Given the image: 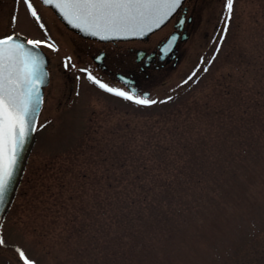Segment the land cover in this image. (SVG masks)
Wrapping results in <instances>:
<instances>
[{
  "label": "rangeland",
  "instance_id": "rangeland-1",
  "mask_svg": "<svg viewBox=\"0 0 264 264\" xmlns=\"http://www.w3.org/2000/svg\"><path fill=\"white\" fill-rule=\"evenodd\" d=\"M31 3L39 21L0 0V36L44 42L50 70L0 264H22L17 249L34 264H264V0H234L230 21L226 0H202L149 105L89 80L118 90Z\"/></svg>",
  "mask_w": 264,
  "mask_h": 264
},
{
  "label": "snow or ice",
  "instance_id": "snow-or-ice-1",
  "mask_svg": "<svg viewBox=\"0 0 264 264\" xmlns=\"http://www.w3.org/2000/svg\"><path fill=\"white\" fill-rule=\"evenodd\" d=\"M51 3V0H45ZM182 0H59L55 7L75 27L102 39L120 35H142L159 28L181 6ZM234 0H226L230 21ZM31 15L40 17L31 0H25ZM43 27V25H41ZM175 38H173L174 40ZM17 35L0 37V204L4 203L20 152L29 131L35 130L33 104L39 103V87L42 83L44 60L39 49L40 40H27L31 48L18 42ZM54 48L52 44H46ZM171 47V45H169ZM168 49H165L166 52ZM68 62H65V67ZM81 71L87 72L86 69ZM87 78L101 89L138 105L156 103L154 100L136 98L135 94L118 91L96 79L91 73ZM0 234V246L5 244ZM22 264H34L24 251L17 249Z\"/></svg>",
  "mask_w": 264,
  "mask_h": 264
},
{
  "label": "flooded vegetation",
  "instance_id": "flooded-vegetation-1",
  "mask_svg": "<svg viewBox=\"0 0 264 264\" xmlns=\"http://www.w3.org/2000/svg\"><path fill=\"white\" fill-rule=\"evenodd\" d=\"M202 0H185L173 17L147 38L128 40H99L84 37L71 30V51L78 63L100 74L109 83L135 94L136 98L150 97L153 85L162 79V73L177 64L182 46L196 29L195 12H201ZM167 28L165 35L152 36ZM70 30V29H69ZM170 34L175 40L165 45ZM165 49H168L166 52ZM75 84H72V90Z\"/></svg>",
  "mask_w": 264,
  "mask_h": 264
},
{
  "label": "water",
  "instance_id": "water-1",
  "mask_svg": "<svg viewBox=\"0 0 264 264\" xmlns=\"http://www.w3.org/2000/svg\"><path fill=\"white\" fill-rule=\"evenodd\" d=\"M184 0H182L181 5L183 3ZM42 2L48 6H50L55 13L58 15V17L71 29L75 30L76 32L82 34L83 36L86 37H92V38H97V39H102L99 36H93L85 31H83L81 28H77L75 27L72 23L69 22V20L65 17V15L63 14V12L55 7V4L59 2V0H51V3L45 2V0H42ZM177 11V10H176ZM175 11V12H176ZM174 12V13H175ZM173 13V14H174ZM172 14V15H173ZM172 17V16H171ZM169 17L166 22L171 18ZM165 22V23H166ZM164 23V24H165ZM163 24V25H164ZM161 25V27L163 26ZM160 28V27H159ZM159 28H154L151 31L145 32L142 35H136V36H132V35H120V36H115V37H110L109 39H102V40H115V39H131V38H146L149 36V34H151L152 32H154L155 30L159 29ZM19 37V36H18ZM173 39V37L171 36L170 39L168 40V43H170V41ZM27 39H24L22 37H19V41L20 43H23L25 45L26 48H31V45H28L26 43ZM172 42V41H171ZM34 52H39L44 60V65H43V69L44 72L46 73V75L43 76L42 78V83L39 87V103H34L33 104V115L29 117V120H34L35 121V130L34 131H29V134L27 136L25 145L23 150L20 152L18 161L16 163L15 169H14V173L9 185V189L8 192L6 194L5 197V201L4 203L0 204V221L2 220V218L4 217L5 213L7 212V210L10 207V204L13 201V198L16 194V190L18 187V184L21 180L22 174H23V169L25 167L26 164V160L27 157L29 155V152L31 150V147L33 145L34 139H35V133H36V126H37V121H38V117H39V113L41 111L42 105H43V97H44V86H46L49 83V70L47 68L48 65V58L46 53L41 49H33Z\"/></svg>",
  "mask_w": 264,
  "mask_h": 264
},
{
  "label": "trees",
  "instance_id": "trees-1",
  "mask_svg": "<svg viewBox=\"0 0 264 264\" xmlns=\"http://www.w3.org/2000/svg\"><path fill=\"white\" fill-rule=\"evenodd\" d=\"M87 144H91V143H90V141H89V142H87ZM85 145H86V143H85Z\"/></svg>",
  "mask_w": 264,
  "mask_h": 264
},
{
  "label": "bare ground",
  "instance_id": "bare-ground-1",
  "mask_svg": "<svg viewBox=\"0 0 264 264\" xmlns=\"http://www.w3.org/2000/svg\"><path fill=\"white\" fill-rule=\"evenodd\" d=\"M165 34H166V32H165V33H163V34H162V36H163V35H165Z\"/></svg>",
  "mask_w": 264,
  "mask_h": 264
}]
</instances>
